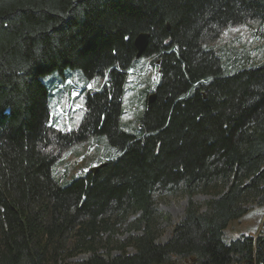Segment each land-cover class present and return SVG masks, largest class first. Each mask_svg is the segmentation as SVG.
Segmentation results:
<instances>
[{
  "label": "trees",
  "instance_id": "trees-1",
  "mask_svg": "<svg viewBox=\"0 0 264 264\" xmlns=\"http://www.w3.org/2000/svg\"><path fill=\"white\" fill-rule=\"evenodd\" d=\"M251 22L264 38V0H0V264H264V235L223 237L246 205L264 206V60L210 46ZM142 60L158 82L131 128L124 99ZM69 70L105 81L62 132L42 79ZM91 137L103 166L59 184L58 161ZM179 194L184 216L161 243L154 198ZM136 214L137 234L113 243Z\"/></svg>",
  "mask_w": 264,
  "mask_h": 264
},
{
  "label": "rangeland",
  "instance_id": "rangeland-1",
  "mask_svg": "<svg viewBox=\"0 0 264 264\" xmlns=\"http://www.w3.org/2000/svg\"><path fill=\"white\" fill-rule=\"evenodd\" d=\"M248 25L252 28L238 26L223 31L220 39L211 43L210 46L221 51L224 58L233 55L240 61L242 53H249L251 61L256 64L262 63L264 60V38L253 37V34L250 33V31L252 33L258 32L255 28L257 23L251 22ZM146 67L148 68L146 74L133 76L127 86L124 99L125 114L122 122L124 125L131 123V128L137 123V118L144 108V93L148 91L149 86L156 85L158 82V75L150 67L148 60H142L141 66L134 72L141 73ZM104 81L103 78L88 80L78 70L66 71L64 79L57 74L43 78L42 82L48 89L50 124L62 132L75 130L84 115L85 91L100 88ZM99 139L98 137H91L80 144L72 146L63 154L54 171L55 177L61 180L59 184L65 185L73 178L82 177L95 166L93 163L98 152L101 151L98 149ZM59 167L63 170V176H58L60 173H58L57 168ZM64 178L65 180H63ZM207 199L208 197L204 195H196L192 198L193 202L201 206ZM154 200V208L161 215L157 228L159 242L165 243L170 236L172 226L183 218L188 199L186 196L179 194L178 196H156ZM246 208L247 214L239 220L231 221L224 230L223 237L226 242L242 235L253 238L264 235V206L258 207L252 202L246 205ZM138 216V214L131 215L124 223L118 224L115 227V233L111 236V241L118 243L129 235L137 234L136 231L131 229V226ZM106 239L107 235H103L102 240ZM101 252L105 253V251ZM129 252L131 251L129 250ZM111 254L115 255L117 252L114 250ZM87 256L79 255L66 259L60 264H76L85 260Z\"/></svg>",
  "mask_w": 264,
  "mask_h": 264
},
{
  "label": "water",
  "instance_id": "water-1",
  "mask_svg": "<svg viewBox=\"0 0 264 264\" xmlns=\"http://www.w3.org/2000/svg\"><path fill=\"white\" fill-rule=\"evenodd\" d=\"M147 44H148V35L147 34H140L135 38L134 45H135V48L137 50L136 59H139L141 57L142 53L145 51V49L147 47ZM147 101H148V104H151L153 101V95H151ZM102 166H103V164L98 165L96 167H93L90 169V172L92 174H96L98 169L101 168Z\"/></svg>",
  "mask_w": 264,
  "mask_h": 264
},
{
  "label": "snow or ice",
  "instance_id": "snow-or-ice-1",
  "mask_svg": "<svg viewBox=\"0 0 264 264\" xmlns=\"http://www.w3.org/2000/svg\"><path fill=\"white\" fill-rule=\"evenodd\" d=\"M125 39H128V37H125Z\"/></svg>",
  "mask_w": 264,
  "mask_h": 264
}]
</instances>
